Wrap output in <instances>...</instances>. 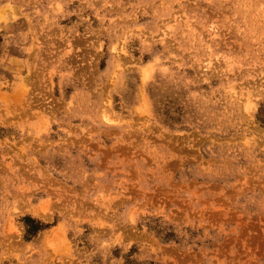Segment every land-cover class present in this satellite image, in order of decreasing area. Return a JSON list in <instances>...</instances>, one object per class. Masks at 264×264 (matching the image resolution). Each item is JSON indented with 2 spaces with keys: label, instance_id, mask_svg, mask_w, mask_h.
Returning a JSON list of instances; mask_svg holds the SVG:
<instances>
[{
  "label": "rangeland",
  "instance_id": "374dc122",
  "mask_svg": "<svg viewBox=\"0 0 264 264\" xmlns=\"http://www.w3.org/2000/svg\"><path fill=\"white\" fill-rule=\"evenodd\" d=\"M0 264H264V0H0Z\"/></svg>",
  "mask_w": 264,
  "mask_h": 264
},
{
  "label": "trees",
  "instance_id": "16d2710c",
  "mask_svg": "<svg viewBox=\"0 0 264 264\" xmlns=\"http://www.w3.org/2000/svg\"><path fill=\"white\" fill-rule=\"evenodd\" d=\"M30 220L31 222H33L34 224L32 225V227L29 229V231H38L40 228H41V225L39 223H35L34 220L32 219H28Z\"/></svg>",
  "mask_w": 264,
  "mask_h": 264
}]
</instances>
